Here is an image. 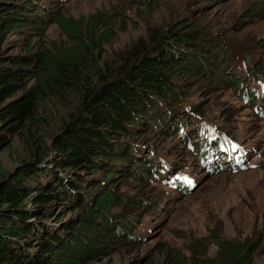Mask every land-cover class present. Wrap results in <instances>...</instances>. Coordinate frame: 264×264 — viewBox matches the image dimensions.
Masks as SVG:
<instances>
[{
    "label": "rangeland",
    "instance_id": "obj_1",
    "mask_svg": "<svg viewBox=\"0 0 264 264\" xmlns=\"http://www.w3.org/2000/svg\"><path fill=\"white\" fill-rule=\"evenodd\" d=\"M41 1L48 7L47 12H39L28 0H6L4 9L0 11V15L7 19L25 20L24 25L19 23L18 27L5 22L8 30L0 41V73L3 74L6 67L21 75L16 97L33 84L30 76L35 73L38 62L30 55L43 54L52 59L78 49L70 37L72 34L61 28L65 20H74L79 26L82 19L83 30L88 28L89 22L101 25L103 41L101 56L96 63L98 67L90 68L94 66L90 61L85 64L86 72L91 76L90 83L94 86L103 84L100 80L102 74H98L102 71V64L111 72L107 80L119 78L120 66L135 47L144 42L148 44L147 49H152L155 44L168 40L173 48L188 53L179 63L178 56L168 51L176 61V67L172 65L166 72L171 77V84L194 97L199 109L213 117L214 124L222 131H231L238 140L253 145L259 154L256 161L261 166L237 172L226 169L213 176L206 175L191 193L179 195L162 184L159 186L142 177L137 178L132 173V177H128L123 171L108 179L105 186L83 173L79 177L70 173L57 177V174L50 173L53 165L47 167L54 156L46 158L35 167L29 186L41 185L40 189L66 178L80 193L70 196L72 193H67V188L62 186L53 195L57 199L67 198V203L52 202L36 210L34 231L23 235V240L12 239L20 260L24 264H194L203 260L209 264H220L237 250L244 252V258L238 264H264V122L255 118L252 108L243 104L232 85L217 78L218 66L210 59H216V55L208 51L216 46V53L225 49L238 53L241 48L249 54L261 53L264 45V0H68L62 5L55 0ZM25 5L33 9L31 14H26ZM36 15L49 19L44 23ZM206 31L219 39L205 53L198 46L204 42L200 34ZM156 33L159 38L150 47L149 38ZM190 33L194 35L192 43H196V48L193 44L186 46L182 41L183 36ZM164 38L167 39L163 41ZM29 59L33 62H26ZM136 79H132L131 84ZM216 80L221 83L217 84ZM67 93L63 102L47 98L39 105L35 125L26 131L18 130L12 121L0 120V136L4 138L0 141V180L7 172H10L9 178L21 171V165L32 162L37 151L51 148L79 96V92L74 90ZM65 106L69 107L68 111ZM196 126L197 123L190 125L186 133L195 135ZM11 128L13 130L10 131ZM108 133L115 134L116 131L110 128ZM131 136L125 138V144L128 139L150 143V149L159 152L160 158L172 161L175 168L179 165L194 166L196 162L192 152L183 148L173 135H156L149 131L138 138H134L133 133ZM121 147L119 139L116 152ZM114 164L122 168L131 166L127 161L119 164L115 160ZM105 171L99 169L96 173L104 177ZM111 184L117 189L119 202L109 204L111 206L105 213L109 219L106 228L115 229L119 224H126L128 229L131 224L127 221L132 217L135 227L140 224L137 234L143 240H126L110 233L107 239L104 233L94 228L95 208H91L87 210V226L93 233V240L89 243L100 249L99 252L87 258L85 249L74 247L73 250L66 248L62 251L56 248L52 254L55 262H52L48 254L43 253L44 246L48 245L47 235L53 233L66 246L73 232L72 225L82 215L85 216L77 206L81 198H89L87 203L91 206L93 203L101 204L102 200L97 199L106 195L105 191ZM144 201L148 205H144ZM158 204L161 208H157ZM7 220H11L10 217Z\"/></svg>",
    "mask_w": 264,
    "mask_h": 264
},
{
    "label": "trees",
    "instance_id": "obj_2",
    "mask_svg": "<svg viewBox=\"0 0 264 264\" xmlns=\"http://www.w3.org/2000/svg\"><path fill=\"white\" fill-rule=\"evenodd\" d=\"M5 1L0 0V11L4 9ZM27 6L25 5V7ZM80 21V25L76 26L74 20H65L61 26L63 30L72 34L70 37L76 42L77 50L62 53L58 58L52 57V59L43 56V54L30 55L32 59L38 62V66L35 68V73L30 76L33 84L20 97H16V94L19 92L17 83L21 75L15 70L6 69V67V71L3 74L0 73V120L14 122L18 130L26 131L29 126L35 125L37 109L47 98L49 101L63 102L67 98V92L71 90L79 92L74 109H71L69 117L65 120V123H62L61 133L57 135L51 148L37 151L34 160L30 163L26 162L27 164L23 163L20 167L21 171L14 176L11 175L7 178L10 172L2 175L0 180V264H21V257L14 253V249H12L13 242L11 239L21 240L23 235L31 234L34 231L36 224L31 219L35 220L39 208L48 206L52 202L60 203V205L68 202L67 198L57 199V196H52L53 192L64 185L63 180H58V185L47 184L41 189H39L41 185L29 186L31 184L29 182L33 181L36 166L46 158L54 156L50 163L53 165V168L50 169L52 175L70 173L78 177L83 173V175L94 177L99 185L100 182L107 184L108 179L116 176L117 171L116 167L113 166L114 161L121 162L126 160L129 155L130 146L124 149L123 147L125 138L132 137V131L130 130L133 127L131 114L145 112L144 102L150 96L165 97L167 95L175 97L177 93L184 94L186 97L190 96L179 87L173 86L171 77L166 74L172 65L176 67V61L170 56V53L161 50L151 56L153 52H149L146 48L148 44L146 45L144 42L135 47L134 52L124 60L118 70L120 71L119 78L107 80L109 79L107 76L111 72L102 64V71L98 74H102L100 80L103 81V84L94 86L90 83L91 76L86 72L85 64L88 65L90 61L94 63V66H89L90 68L98 67L96 63L101 56L103 31L101 32V25L98 22H89L87 30H83L82 19ZM5 22L14 23L12 27H18L20 24L24 25L25 20L16 17L7 19L5 15H0V41L4 39V35L8 30L5 28ZM93 26L94 29H92ZM201 29L204 31V28ZM200 36H202L204 42H200L201 44L198 47L200 51L204 50L205 53L219 39L217 35L209 31L202 32ZM196 37L198 38V36ZM158 38V33L150 36V47L154 42H157ZM166 39L164 38L163 41ZM193 39L194 35L190 33V35L183 36L182 41L188 46L193 44ZM195 45L196 43L193 44L196 48ZM143 50L144 52H142ZM263 51L264 45L261 50L262 55ZM190 54L195 55L194 52H190ZM178 58L179 63H181L182 57L178 56ZM210 59L214 62V65H217V59ZM26 62L32 63L33 61L29 59ZM256 68L259 71V78L264 79L263 58L258 61ZM216 74L220 81L232 85L239 96L237 83L234 82L235 78L228 76L226 72H220L219 69ZM134 78L137 79L131 84V80ZM216 81L217 84L221 83L218 80ZM65 108L67 111L69 110V107L65 106ZM192 109L196 112H204V109H199V103L195 104ZM14 125H12L13 128ZM183 127L185 128V126ZM110 128L116 133H108ZM133 137L138 138L140 136L133 135ZM3 139V136H0V141H3ZM119 139L122 142L121 149L123 150L116 152ZM145 143L142 144L144 147L146 146ZM47 155L48 157H46ZM106 156L108 157L105 159ZM99 169L106 170L104 177L96 173ZM126 173H129V171H126ZM126 176L132 177V174ZM71 187L75 189L72 184ZM116 191L117 189L113 188L105 191L106 195L97 199V201L102 200V203L95 205L91 201L93 206L86 203L85 199L82 198L81 204L77 206L80 208L79 211L83 210L85 216L82 215L80 220L72 225L73 232L69 236V242L65 246L64 243L61 244L59 237L48 234L47 238L50 244L44 246L43 253L48 254L47 257L52 262H55L52 254L56 248L62 249V251H65L66 248L73 250L74 247L78 250L85 249L87 258L96 255L100 249L89 243L90 240H93V233L89 232L87 226V210L95 208V218L92 221L94 228L104 233V236L108 239L109 230L101 223L107 221L104 214L108 208L119 202ZM106 197H109V199H105ZM99 205L102 208L101 210L97 208ZM131 210L132 212L135 211ZM2 217L6 219H1ZM9 217L11 220H7ZM73 238L77 239L74 240ZM81 241L82 243L79 245ZM54 242H56V245L52 244ZM243 255L244 252L235 250L230 259L224 262L221 261L220 264H238L244 258ZM67 262L73 263L72 260H67ZM196 263L209 264L205 263V260Z\"/></svg>",
    "mask_w": 264,
    "mask_h": 264
},
{
    "label": "clouds",
    "instance_id": "obj_3",
    "mask_svg": "<svg viewBox=\"0 0 264 264\" xmlns=\"http://www.w3.org/2000/svg\"><path fill=\"white\" fill-rule=\"evenodd\" d=\"M52 165V164H51ZM44 187V186H43ZM42 188V187H41ZM40 188V189H41ZM31 221H34V219H31ZM28 223H29V221H27ZM1 234V233H0ZM14 239V238H13ZM17 239V238H16ZM20 240V239H19ZM21 240H23V239H21ZM11 241H12V239H11ZM13 242V241H12ZM14 244H12V249H14L13 246ZM15 250V249H14ZM14 253H16L15 251H14ZM17 254V253H16ZM18 255V254H17ZM21 262V264H24V262H22V260L20 261Z\"/></svg>",
    "mask_w": 264,
    "mask_h": 264
},
{
    "label": "bare ground",
    "instance_id": "obj_4",
    "mask_svg": "<svg viewBox=\"0 0 264 264\" xmlns=\"http://www.w3.org/2000/svg\"><path fill=\"white\" fill-rule=\"evenodd\" d=\"M51 164H48V166L47 167H49ZM141 177H143V175L141 176ZM115 227H117V226H115Z\"/></svg>",
    "mask_w": 264,
    "mask_h": 264
}]
</instances>
